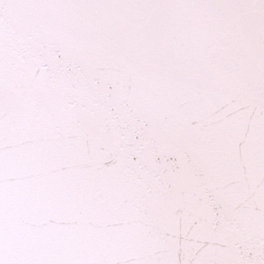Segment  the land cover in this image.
Returning a JSON list of instances; mask_svg holds the SVG:
<instances>
[{"label":"snow or ice","instance_id":"snow-or-ice-1","mask_svg":"<svg viewBox=\"0 0 264 264\" xmlns=\"http://www.w3.org/2000/svg\"><path fill=\"white\" fill-rule=\"evenodd\" d=\"M0 264H264V0H0Z\"/></svg>","mask_w":264,"mask_h":264}]
</instances>
